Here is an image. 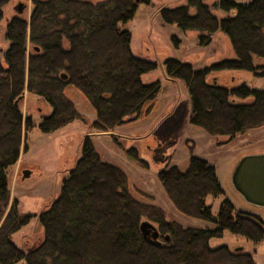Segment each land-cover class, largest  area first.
<instances>
[{
  "label": "trees",
  "instance_id": "trees-1",
  "mask_svg": "<svg viewBox=\"0 0 264 264\" xmlns=\"http://www.w3.org/2000/svg\"><path fill=\"white\" fill-rule=\"evenodd\" d=\"M10 1L0 0V20ZM30 1L28 20L16 13L7 21L5 66L0 62V264H255L243 250L209 247V241L220 238L224 231L260 243L264 226L258 216L235 212L227 199L212 214L205 199L218 198L223 192L214 167L194 156L191 145L184 171L166 167L157 178L176 211L209 222L213 229L183 228L167 221L151 196L134 197L122 169L101 161L90 138L84 137L80 156L62 181L57 198L37 216L42 240L25 251L11 241L34 217L19 212L7 180L8 169L25 150L23 139L32 128L30 117L22 116L18 105L25 92L51 109L38 125L43 134L85 121L66 98L67 86L79 91L92 107L94 120L88 128L95 132H108L147 117L160 93L158 81L142 82L155 64L134 57L131 35L119 28L133 18L138 4L153 0ZM214 7L225 17L212 15L203 0L161 8L159 15L165 24L205 34L202 45L217 31L230 41L234 60L203 69L173 59L164 61L166 77L181 81L186 88L190 125L210 136L225 137L219 143L223 145L264 125V90L245 85L226 89L206 79L220 71L256 74L253 58L264 59V0L246 4L218 0ZM232 98H252V102L236 104ZM125 154L147 168L135 149ZM142 222L157 229L156 239L151 232L142 235Z\"/></svg>",
  "mask_w": 264,
  "mask_h": 264
},
{
  "label": "rangeland",
  "instance_id": "rangeland-1",
  "mask_svg": "<svg viewBox=\"0 0 264 264\" xmlns=\"http://www.w3.org/2000/svg\"><path fill=\"white\" fill-rule=\"evenodd\" d=\"M85 1L97 3L101 0ZM217 1L203 0V4L208 7L212 15L222 19L225 14L214 7ZM234 1L246 4L250 0ZM186 2L187 0H153L148 5L138 4L133 18L126 24L119 25L120 29L128 31L131 35L132 55L155 64V70L142 76V82L146 84L158 81L160 93L156 99L157 107L149 116L148 123L142 122L137 126H130L127 131L122 132L125 133L123 138L110 141L108 146L123 149V152H118L120 157L116 152L114 158H109L110 153L112 155L113 153L109 151L110 149H106L104 143L109 142V138L105 137L92 139L96 146L95 151L101 161L117 163L120 169L125 170L134 197L141 198L142 193L154 195L167 221L177 223L183 228L213 229V225L209 222L186 217L176 211L165 196L157 178V174L166 167L174 166L184 171L189 159L188 146L191 145L194 156L206 160L216 168L223 195L218 198L206 197L205 203L211 207L212 214H217L221 201L227 199L235 212L258 216L264 226V209L246 203L231 183V171L238 158L248 154L264 153V125L219 145L225 142V137L210 136L190 125L188 121L190 99L184 84L177 79L166 77L164 69L166 59L190 64L194 69H203L221 61L235 59L229 39L221 31L211 34L210 42L202 45L200 41L206 36L205 34L198 31H183L174 24L163 23L159 15L161 8L182 7ZM18 3L26 6L21 14L26 20L31 9L30 0H11L3 9L0 20V62L4 66L3 56L9 46V42L5 39L6 24L17 15L14 7ZM193 13L194 11L191 10L190 14ZM252 62L258 69L256 74L220 71L210 74L206 81L226 89L245 85L250 89L264 90V59L254 57ZM64 93L74 107L87 117L90 110L93 112L87 100L74 87L67 86ZM231 101L236 104H250L252 98H232ZM18 105L22 116L30 117L32 128L26 132L23 139L25 150L21 152L25 155L22 158L19 155L16 163L8 169L7 180L10 198L18 202L19 212L34 216L26 226L11 236V241L25 251L42 240L43 230L37 216L46 211L57 198L62 181L67 178L68 172L80 156L84 136L81 134L80 121L73 122L57 133H41L38 125L42 117L50 114L51 109L38 97L25 92ZM130 149L136 150L138 158L147 164V168H141L137 163L129 160L125 151ZM121 156L132 162L131 166L116 159ZM134 166L141 169L137 171L133 169ZM24 170L31 171V176L21 180ZM219 246H226L230 250L240 248L252 257L255 264H264V238L256 244L242 236L224 231L220 238L209 241L211 249Z\"/></svg>",
  "mask_w": 264,
  "mask_h": 264
},
{
  "label": "water",
  "instance_id": "water-1",
  "mask_svg": "<svg viewBox=\"0 0 264 264\" xmlns=\"http://www.w3.org/2000/svg\"><path fill=\"white\" fill-rule=\"evenodd\" d=\"M138 0H136L137 2ZM26 6L18 3L14 10L18 14H22ZM64 79L65 75H61ZM31 171H22L21 180L30 178ZM231 183L234 190L242 197V199L253 206L264 209V153L248 154L241 157L236 163L232 175ZM140 231L144 237L150 232L152 238L156 239L158 236L157 229L147 222L140 224ZM236 249L235 251H241ZM19 264H24L21 262Z\"/></svg>",
  "mask_w": 264,
  "mask_h": 264
},
{
  "label": "crops",
  "instance_id": "crops-1",
  "mask_svg": "<svg viewBox=\"0 0 264 264\" xmlns=\"http://www.w3.org/2000/svg\"><path fill=\"white\" fill-rule=\"evenodd\" d=\"M131 41V40H130ZM156 107H157V101H156V104H155V107H154V109L152 110V112L151 113H153L154 111H155V109H156ZM77 110V109H76ZM78 111V110H77ZM91 112L89 113V116L87 117L86 115H84L83 113H81L80 111H78V113L80 114V115H82V116H84L85 117V121L84 122H81L80 121V130H81V134L84 136V137H89L90 138V140L92 141V143H93V146H94V149L96 150V146H95V143L93 142V138L94 137H98V138H103V137H105L106 139L107 138H109V142H107V143H104L105 145H106V149H110L109 151L110 152H112L113 153V155L110 153V157L109 158H114L113 156H114V154L117 152V154H118V152H123V149H121V148H116V147H112V146H108V145H110V141L111 140H113V139H117V138H123V136H124V134L125 133H122L123 131H127L128 129H129V127L130 126H137L138 124H140V123H142V122H146V123H148L147 122V120H148V118H149V116L151 115V113L147 116V117H145V118H141V119H139V120H136V121H133V122H129V123H127V124H125V125H123V126H120V127H116V128H114L113 130H111V131H108V132H95V131H92V130H89V128H88V126H89V124H91L92 122H93V120H94V112H92V110H90ZM84 123V124H83ZM86 123V124H85ZM71 124H73V123H71ZM71 124H69V125H67V126H65V127H68V126H70ZM64 127V128H65ZM61 130V129H60ZM59 131V130H58ZM58 131H56V133L58 132ZM52 134V133H51ZM108 141V140H107ZM25 154L23 153V152H20V156H21V158L24 156ZM119 155V154H118ZM119 157H120V155H119ZM243 157V156H242ZM117 160H120V161H124V162H126V163H128V166H131V164H132V162H130V161H128V160H126V158H122V156H121V158H116ZM125 159V160H124ZM240 158H238V160H239ZM108 162H111V161H108ZM107 162V163H108ZM238 162V161H237ZM236 162V163H237ZM236 163H235V165H236ZM109 164H112V165H114V166H117V163H109ZM235 165H234V167H235ZM212 166V165H211ZM118 167V166H117ZM135 168H133V169H137V171H139L141 168H138V166H134ZM137 167V168H136ZM234 167H233V169H234ZM214 169H215V174H216V178H217V173H216V168H215V166H214ZM233 169H232V171H233ZM143 170V169H142ZM122 171L125 173V175H126V177H127V180H128V174L125 172V170L124 169H122ZM232 171H231V173H232ZM218 180V179H217ZM145 193H147V192H145ZM148 195H150L151 197H152V199H153V204H155L156 206H159L158 204H157V202H156V198H155V196L154 195H152V194H150V193H147ZM162 199V198H161ZM161 201V200H160ZM160 208V207H159Z\"/></svg>",
  "mask_w": 264,
  "mask_h": 264
}]
</instances>
